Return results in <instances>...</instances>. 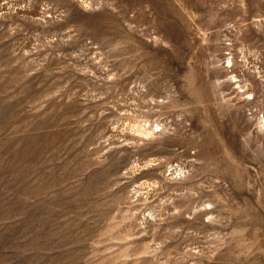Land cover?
<instances>
[{"label": "rangeland", "instance_id": "rangeland-1", "mask_svg": "<svg viewBox=\"0 0 264 264\" xmlns=\"http://www.w3.org/2000/svg\"><path fill=\"white\" fill-rule=\"evenodd\" d=\"M0 264H264V0H0Z\"/></svg>", "mask_w": 264, "mask_h": 264}]
</instances>
